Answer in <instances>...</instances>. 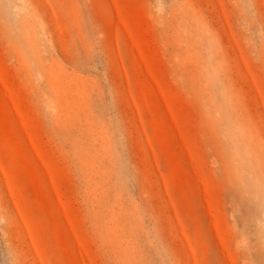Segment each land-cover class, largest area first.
Listing matches in <instances>:
<instances>
[{
    "label": "rangeland",
    "instance_id": "obj_1",
    "mask_svg": "<svg viewBox=\"0 0 264 264\" xmlns=\"http://www.w3.org/2000/svg\"><path fill=\"white\" fill-rule=\"evenodd\" d=\"M0 264H264V0H0Z\"/></svg>",
    "mask_w": 264,
    "mask_h": 264
}]
</instances>
